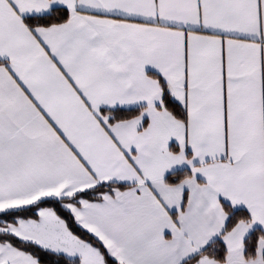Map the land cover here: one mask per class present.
Segmentation results:
<instances>
[{
    "label": "snow or ice",
    "instance_id": "snow-or-ice-1",
    "mask_svg": "<svg viewBox=\"0 0 264 264\" xmlns=\"http://www.w3.org/2000/svg\"><path fill=\"white\" fill-rule=\"evenodd\" d=\"M0 264H264V0H0Z\"/></svg>",
    "mask_w": 264,
    "mask_h": 264
}]
</instances>
